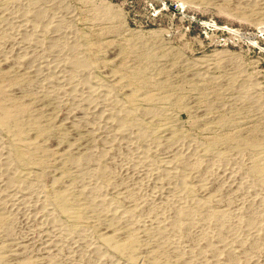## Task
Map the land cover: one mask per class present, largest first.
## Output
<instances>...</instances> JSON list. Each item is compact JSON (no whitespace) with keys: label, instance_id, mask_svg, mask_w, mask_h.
Here are the masks:
<instances>
[{"label":"rangeland","instance_id":"374dc122","mask_svg":"<svg viewBox=\"0 0 264 264\" xmlns=\"http://www.w3.org/2000/svg\"><path fill=\"white\" fill-rule=\"evenodd\" d=\"M47 2L0 0V40L15 13H29L31 24L50 17L61 21L86 70L85 83L107 91L112 110L122 115L120 135L128 134L157 167L171 158L164 157L168 149H177L172 158L183 161L192 154L198 162L197 168L181 162L174 174L185 209L228 225L230 215L221 206L227 200L214 192V182L209 186L202 180L216 168L235 170L249 198L250 192L261 195L259 203H249L260 214V255L224 253L223 259L227 264H264V0ZM55 36L45 34L41 47L58 46ZM1 42L0 145L14 172L10 183L19 191L38 188L68 235L88 233L118 264H203L169 245L162 231L144 228L140 207L125 206L136 190L124 187L110 167L116 161L112 149V165L100 185L117 191L108 199L123 204L126 216L140 221L138 228L93 210L79 191L80 167L102 150L103 137L66 128L62 115L69 104L32 93L34 76L10 64V48ZM241 217L246 221V215ZM14 223V217L0 213V264H22L10 257Z\"/></svg>","mask_w":264,"mask_h":264},{"label":"bare ground","instance_id":"6f19581e","mask_svg":"<svg viewBox=\"0 0 264 264\" xmlns=\"http://www.w3.org/2000/svg\"><path fill=\"white\" fill-rule=\"evenodd\" d=\"M29 18L31 19L29 13H15L10 20L9 29L0 41L6 42L10 48V64L25 68L34 76L35 81L29 88L32 93L69 104V108L62 115L66 128L103 137V143L99 144L102 145V150L94 151L80 167L81 171L79 170L84 172L79 191L94 207L93 210L118 223L129 222L132 227H137L140 222L134 220L133 215V218L126 216V212L120 208L122 203L119 207L108 199L110 192L117 191L112 192L111 189L110 191L100 185V179L105 172L109 174V166L112 165L108 163L111 158L109 152L112 149L116 153L117 162L110 167L122 179L124 187L136 190L129 195L125 206L140 207H137L138 215L143 216L144 228L162 231L169 245L203 264H227L223 259L224 253L232 257L246 253H250V256L260 255L256 246V241L262 237L263 232L257 223L260 214L254 207L249 206V203H259L262 200L261 195L250 192L252 197L249 198V193L242 191L241 178L235 170L216 168L214 173L210 170L202 180L209 182V186L214 182V192L227 200L221 206L230 215L229 223H211L208 216L195 217L192 211L184 208V198L176 193L173 182L181 162H186L190 168L198 166L194 156H185L182 161V157L172 158L177 149H168L164 157L171 158L167 162L158 167L151 163L149 155L137 148L128 134L120 135L122 133L119 121L122 115L112 110L114 104L108 92L99 89L101 87L97 84L90 86L85 83L86 70L76 57L79 54L77 55V50L73 48V41L66 34V29L60 27L61 21L50 17L43 24L34 20L31 24ZM40 28L44 30H38ZM45 34H55L59 45L55 43L53 49H43L40 40ZM1 120L7 121L6 118ZM13 174L8 152L0 145V211H3L0 213L15 218L9 238L15 245L10 255L12 260L22 261V264H28L32 260L38 261V264H118L101 251L97 241L88 233L68 235L55 219L49 202L40 194L39 189L34 187L17 190L10 183ZM126 188L121 190L125 191ZM242 215L247 216L246 221L242 219ZM148 232L153 234V231ZM230 264L239 263L231 260Z\"/></svg>","mask_w":264,"mask_h":264}]
</instances>
